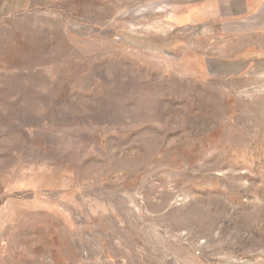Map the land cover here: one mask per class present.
<instances>
[{
  "label": "rangeland",
  "instance_id": "374dc122",
  "mask_svg": "<svg viewBox=\"0 0 264 264\" xmlns=\"http://www.w3.org/2000/svg\"><path fill=\"white\" fill-rule=\"evenodd\" d=\"M263 4L0 0V264H264Z\"/></svg>",
  "mask_w": 264,
  "mask_h": 264
},
{
  "label": "crops",
  "instance_id": "0c3cea01",
  "mask_svg": "<svg viewBox=\"0 0 264 264\" xmlns=\"http://www.w3.org/2000/svg\"><path fill=\"white\" fill-rule=\"evenodd\" d=\"M260 1H261V0H260ZM238 5H239V4H238ZM257 6H258V5H255L254 8H251V11L254 10ZM261 8H264V4L262 5ZM257 11H258V8H257L254 12H252V14H253V13H256Z\"/></svg>",
  "mask_w": 264,
  "mask_h": 264
}]
</instances>
